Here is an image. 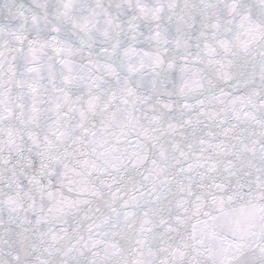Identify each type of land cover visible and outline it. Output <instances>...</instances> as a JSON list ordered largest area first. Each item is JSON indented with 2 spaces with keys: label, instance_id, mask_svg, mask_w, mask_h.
I'll use <instances>...</instances> for the list:
<instances>
[{
  "label": "snow or ice",
  "instance_id": "1",
  "mask_svg": "<svg viewBox=\"0 0 264 264\" xmlns=\"http://www.w3.org/2000/svg\"><path fill=\"white\" fill-rule=\"evenodd\" d=\"M0 264H264V0H0Z\"/></svg>",
  "mask_w": 264,
  "mask_h": 264
}]
</instances>
